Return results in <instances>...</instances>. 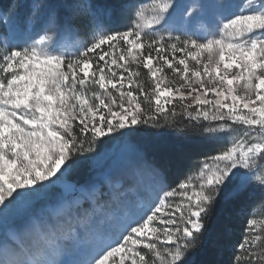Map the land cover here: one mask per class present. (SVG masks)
<instances>
[{"label": "snow or ice", "instance_id": "snow-or-ice-1", "mask_svg": "<svg viewBox=\"0 0 264 264\" xmlns=\"http://www.w3.org/2000/svg\"><path fill=\"white\" fill-rule=\"evenodd\" d=\"M55 7L36 4L33 15L46 11L56 22ZM59 7L92 18L98 12L88 0ZM205 12L215 14L206 36L170 25L177 15L187 22ZM0 21L6 25L8 16ZM49 40L44 34L0 55V212L39 193L72 157L94 152L101 138L125 135L122 130L166 111L175 116L177 108L166 105L178 103L182 115L207 122V135L230 134L229 146L194 176L162 189L89 264H197L209 213L240 170L264 188V0H243L236 11L224 0H148L136 6L131 27L96 31L75 54L49 50ZM152 171L163 184V167ZM243 192L238 186L231 195ZM12 247L27 257L15 264H59ZM232 264H264V219H248Z\"/></svg>", "mask_w": 264, "mask_h": 264}, {"label": "rangeland", "instance_id": "rangeland-1", "mask_svg": "<svg viewBox=\"0 0 264 264\" xmlns=\"http://www.w3.org/2000/svg\"><path fill=\"white\" fill-rule=\"evenodd\" d=\"M88 2L98 9L95 18L83 11L69 12L59 7L66 3H83V0H13L7 11L0 6V17L8 16L6 25L0 21V55L5 48L11 50L30 45L44 34L50 37L49 50L75 54L91 42L96 31H119L131 27L136 6L148 0H117L114 4L105 0ZM177 2L200 5L220 0ZM224 2L236 11L243 0ZM36 4L56 6V22L49 21L46 11L34 16ZM75 18L86 21L85 29L75 26ZM170 25L174 29L186 28L191 34L206 36L214 30L215 14H197L187 22L177 15ZM143 79L145 87L150 86L147 77ZM174 106L180 109L178 103ZM122 131L126 134L112 133L101 138L94 152L72 157L51 182H44L45 187L39 193L18 200L0 212V243L7 244L0 248V264H15L27 258L21 256L12 244L26 247L38 257L43 253L40 258L47 261L89 264L93 256L114 243L129 224L138 221L148 211L157 196L162 194V189L171 187L165 172L163 184L153 175L152 169L159 164L147 152L149 139L142 124ZM205 136L228 140L226 147L232 139L230 134L223 133L211 136L205 133ZM54 185L62 189L55 199L52 195ZM238 186L260 187L243 169L233 178L228 190ZM57 245L64 246L60 252L55 251Z\"/></svg>", "mask_w": 264, "mask_h": 264}, {"label": "trees", "instance_id": "trees-1", "mask_svg": "<svg viewBox=\"0 0 264 264\" xmlns=\"http://www.w3.org/2000/svg\"><path fill=\"white\" fill-rule=\"evenodd\" d=\"M105 1L114 4L117 0ZM12 3L13 0H0V6L5 11L11 8ZM73 22L80 30L85 29L87 24L83 19L77 18ZM141 71L146 73L147 70ZM173 106L169 105L167 108L171 109ZM206 123L203 120L199 123L190 120L177 108L175 116L166 111L150 120L147 125L142 124L149 139L147 152L163 167L167 182L172 188L193 175L204 159L214 156L227 146L228 140L208 139L205 136L202 125ZM61 191L60 186L54 185L53 198ZM231 192L228 190L209 213L208 231L194 253L197 264H232L235 248L245 235L248 219L252 216L258 220L260 217L264 218V188L244 187V192L239 196H232Z\"/></svg>", "mask_w": 264, "mask_h": 264}]
</instances>
